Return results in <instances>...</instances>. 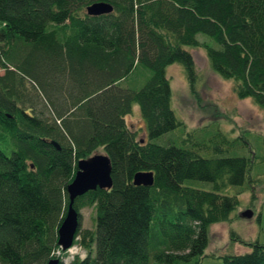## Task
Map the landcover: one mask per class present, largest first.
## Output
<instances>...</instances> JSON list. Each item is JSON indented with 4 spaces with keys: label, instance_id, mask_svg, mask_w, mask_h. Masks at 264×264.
I'll list each match as a JSON object with an SVG mask.
<instances>
[{
    "label": "trees",
    "instance_id": "obj_1",
    "mask_svg": "<svg viewBox=\"0 0 264 264\" xmlns=\"http://www.w3.org/2000/svg\"><path fill=\"white\" fill-rule=\"evenodd\" d=\"M96 2L112 12L87 14ZM186 47H203L236 96L264 108V0H0V135L9 137L0 148V264L55 258L66 187L95 153L109 157L112 186L75 199L85 256L69 264L200 263L210 225L230 222L238 205L223 193L248 179L251 158L221 155L232 142L224 132L189 131L176 117L166 67L180 63L195 94ZM137 68L150 76L134 89ZM135 104L142 140L126 122ZM149 171L151 186L133 184ZM90 206L93 228L82 229ZM230 233L251 250L222 264H264L263 244Z\"/></svg>",
    "mask_w": 264,
    "mask_h": 264
},
{
    "label": "rangeland",
    "instance_id": "obj_2",
    "mask_svg": "<svg viewBox=\"0 0 264 264\" xmlns=\"http://www.w3.org/2000/svg\"><path fill=\"white\" fill-rule=\"evenodd\" d=\"M198 37L210 45H215L206 35L198 34ZM186 49L194 59L198 75L195 94L190 91L184 68L180 63L166 67V77L171 88V105L176 117L183 121L189 131L208 126V135L214 134V130L224 132V137L232 142L223 147L221 155L251 158L248 179L242 185L231 186L223 193L225 197L236 195L238 199V205L230 216L231 220L210 225L208 244L199 263L222 264L223 255L242 254L251 250L239 240L232 239L231 230L244 241H257L264 245V108L251 98L239 99L233 90V82L221 78L212 70L203 47ZM149 76V70L137 68L130 75L127 85L138 89ZM127 123L136 131L138 139H145L146 128L137 104L133 105L131 114L127 116ZM8 139V134L3 131L0 135L1 149L5 150ZM156 141L163 143L162 139ZM201 183L197 182L199 185H202ZM223 199L222 195H215L216 202ZM246 210L252 212L250 218L241 216ZM80 213L82 229L93 228V207H84ZM73 243L77 248L71 252L62 251L60 254L55 251V258H61L64 264H69L75 255L84 257L85 251L77 244V239ZM150 264L157 262L151 260Z\"/></svg>",
    "mask_w": 264,
    "mask_h": 264
},
{
    "label": "water",
    "instance_id": "obj_3",
    "mask_svg": "<svg viewBox=\"0 0 264 264\" xmlns=\"http://www.w3.org/2000/svg\"><path fill=\"white\" fill-rule=\"evenodd\" d=\"M112 6L105 2H96L87 7L89 15L97 16L111 13ZM153 172H137L133 177L134 185L151 186L153 184ZM112 186L111 163L106 154L95 153L94 155L79 160L73 180L67 185L68 206L63 221L57 230V245L62 251H67L74 242L75 234L79 227V213L73 204L77 197L88 191L109 189ZM252 212L246 210L241 213L242 217L250 218ZM59 259L52 258L47 264H58Z\"/></svg>",
    "mask_w": 264,
    "mask_h": 264
},
{
    "label": "built area",
    "instance_id": "obj_4",
    "mask_svg": "<svg viewBox=\"0 0 264 264\" xmlns=\"http://www.w3.org/2000/svg\"><path fill=\"white\" fill-rule=\"evenodd\" d=\"M76 246L77 245H75V244L72 245L67 251H69V252L73 251L75 248H77ZM56 251H57L58 254H60V252H62V250L60 248L57 249Z\"/></svg>",
    "mask_w": 264,
    "mask_h": 264
},
{
    "label": "crops",
    "instance_id": "obj_5",
    "mask_svg": "<svg viewBox=\"0 0 264 264\" xmlns=\"http://www.w3.org/2000/svg\"><path fill=\"white\" fill-rule=\"evenodd\" d=\"M126 122H127V117H126ZM128 124V123H127ZM134 130V129H133Z\"/></svg>",
    "mask_w": 264,
    "mask_h": 264
}]
</instances>
